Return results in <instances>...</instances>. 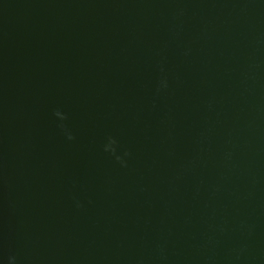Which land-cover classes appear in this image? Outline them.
I'll return each mask as SVG.
<instances>
[{
  "label": "water",
  "instance_id": "water-1",
  "mask_svg": "<svg viewBox=\"0 0 264 264\" xmlns=\"http://www.w3.org/2000/svg\"><path fill=\"white\" fill-rule=\"evenodd\" d=\"M9 256L264 264V0H0Z\"/></svg>",
  "mask_w": 264,
  "mask_h": 264
},
{
  "label": "clouds",
  "instance_id": "clouds-1",
  "mask_svg": "<svg viewBox=\"0 0 264 264\" xmlns=\"http://www.w3.org/2000/svg\"><path fill=\"white\" fill-rule=\"evenodd\" d=\"M161 86L162 87H166L167 86L166 81H161ZM54 115L60 121H63V120L66 119L65 114L63 112L59 111V110H57L54 113ZM68 139H72V136L70 134L68 135ZM116 144H117V141L114 138L109 137L108 140H107V142L104 145V151L105 152H108V153H111L112 155H114L116 161L119 162L121 164V166H126L125 157H127L129 155V153L127 151H125L123 153V155L117 154ZM73 200H74V203H76L77 207H79V201L76 200L75 197H73ZM8 264H16V257L15 256H9L8 257Z\"/></svg>",
  "mask_w": 264,
  "mask_h": 264
}]
</instances>
